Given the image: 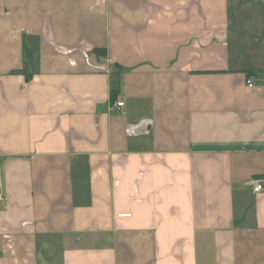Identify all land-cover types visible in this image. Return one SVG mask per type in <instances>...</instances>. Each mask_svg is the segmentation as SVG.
Here are the masks:
<instances>
[{
  "label": "crops",
  "instance_id": "0c3cea01",
  "mask_svg": "<svg viewBox=\"0 0 264 264\" xmlns=\"http://www.w3.org/2000/svg\"><path fill=\"white\" fill-rule=\"evenodd\" d=\"M262 180L264 0H0V264H264Z\"/></svg>",
  "mask_w": 264,
  "mask_h": 264
},
{
  "label": "built area",
  "instance_id": "2783aa9c",
  "mask_svg": "<svg viewBox=\"0 0 264 264\" xmlns=\"http://www.w3.org/2000/svg\"><path fill=\"white\" fill-rule=\"evenodd\" d=\"M248 85L250 87L254 86V83L252 82V80H248ZM124 104L123 101H119L118 102V106H122ZM254 191L259 192V191H264V180L262 181H258L255 186H254ZM5 206V196L3 195V193L0 191V208ZM129 213H123L120 216H128Z\"/></svg>",
  "mask_w": 264,
  "mask_h": 264
},
{
  "label": "trees",
  "instance_id": "16d2710c",
  "mask_svg": "<svg viewBox=\"0 0 264 264\" xmlns=\"http://www.w3.org/2000/svg\"><path fill=\"white\" fill-rule=\"evenodd\" d=\"M118 90H119V84L114 82L113 86H112V95H113V97L116 96V93H118Z\"/></svg>",
  "mask_w": 264,
  "mask_h": 264
}]
</instances>
